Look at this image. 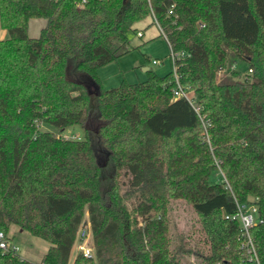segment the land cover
<instances>
[{
  "label": "trees",
  "instance_id": "trees-1",
  "mask_svg": "<svg viewBox=\"0 0 264 264\" xmlns=\"http://www.w3.org/2000/svg\"><path fill=\"white\" fill-rule=\"evenodd\" d=\"M82 1L0 0V232L17 225L50 243L40 264H69L88 213L95 257L73 264L193 253L240 264V224L226 216L254 202L264 264V0ZM148 17L184 53L177 74L105 90L97 71L131 52L129 33ZM35 18L47 20L36 39ZM177 82L192 102L173 100ZM174 201L198 217L193 246L170 237ZM0 264L33 263L0 248Z\"/></svg>",
  "mask_w": 264,
  "mask_h": 264
},
{
  "label": "rangeland",
  "instance_id": "rangeland-1",
  "mask_svg": "<svg viewBox=\"0 0 264 264\" xmlns=\"http://www.w3.org/2000/svg\"><path fill=\"white\" fill-rule=\"evenodd\" d=\"M152 17L137 23L129 33V46L131 52L116 62H113L97 71V75L105 90L119 87L123 83L136 84L145 82L148 79V71L159 76H164L171 71L170 47L160 30L154 24ZM47 26V20L41 18L29 21L27 34L30 38H39L41 31ZM141 32L142 37L137 33ZM8 32L0 27V39L8 38ZM159 61L160 64H154ZM243 66V65H242ZM147 69L148 71L144 70ZM220 77V75H219ZM44 130L51 131L57 136L72 139L84 138L86 128L80 125L69 127L60 131L50 125H44ZM105 163V162H103ZM220 175H214L213 182L219 179ZM128 187V179H125V187ZM170 215V237L177 242L185 238L192 246L203 238L198 223V217L191 207L184 201H174L169 207ZM85 219L89 221L88 213ZM139 225L142 224L138 216ZM90 245L94 247L92 232H89ZM10 248L17 251L21 258L33 263L40 264L50 248V243L33 236L28 231L22 230L17 225H11L6 235ZM78 237L75 241L69 264H73L78 254ZM181 264H199L195 253L184 255Z\"/></svg>",
  "mask_w": 264,
  "mask_h": 264
},
{
  "label": "built area",
  "instance_id": "built-area-1",
  "mask_svg": "<svg viewBox=\"0 0 264 264\" xmlns=\"http://www.w3.org/2000/svg\"><path fill=\"white\" fill-rule=\"evenodd\" d=\"M86 1L87 0H83L81 6ZM173 7L174 5L172 6V9ZM170 13L172 14L173 11L171 10ZM155 24L158 26L156 21ZM159 29L162 34L163 32L160 27ZM137 35L138 37L143 36L141 32L137 33ZM168 45L170 47L169 57L171 62V69L173 73L176 75L177 74L176 62L184 56V53H176L173 51L169 43ZM153 63L160 64L159 61H154ZM181 98L187 99L188 101L192 102L191 93L177 82V86L173 90V100H178ZM220 175L223 178V181L226 182L225 176L222 171H220ZM227 188H229L228 185ZM226 218L232 221H236L240 224V249L242 251V260L240 264H263L258 255L251 233L252 229L262 222L258 206L254 202L248 204L237 203V212L234 215L226 216ZM90 231H91L90 223L86 222L80 227L77 236L78 253H81L85 258L88 259H92L95 257L94 247L91 246L89 242ZM0 248L3 249L4 251H8L9 249H11L6 235L2 232H0Z\"/></svg>",
  "mask_w": 264,
  "mask_h": 264
},
{
  "label": "crops",
  "instance_id": "crops-1",
  "mask_svg": "<svg viewBox=\"0 0 264 264\" xmlns=\"http://www.w3.org/2000/svg\"><path fill=\"white\" fill-rule=\"evenodd\" d=\"M153 21H154V19H152ZM154 24H155V21H154ZM157 26V25H156ZM158 27V26H157ZM158 29H159V27H158ZM160 30V29H159ZM139 33V32H138ZM161 33V32H160ZM144 70H146V71H148L146 68L144 69Z\"/></svg>",
  "mask_w": 264,
  "mask_h": 264
}]
</instances>
